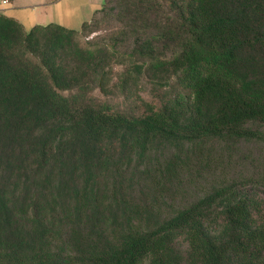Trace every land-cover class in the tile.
<instances>
[{
  "label": "trees",
  "instance_id": "obj_1",
  "mask_svg": "<svg viewBox=\"0 0 264 264\" xmlns=\"http://www.w3.org/2000/svg\"><path fill=\"white\" fill-rule=\"evenodd\" d=\"M246 142L264 0H103L78 29L0 12V264H264Z\"/></svg>",
  "mask_w": 264,
  "mask_h": 264
},
{
  "label": "crops",
  "instance_id": "obj_2",
  "mask_svg": "<svg viewBox=\"0 0 264 264\" xmlns=\"http://www.w3.org/2000/svg\"><path fill=\"white\" fill-rule=\"evenodd\" d=\"M10 1H6L4 4L1 3V5L9 3L8 7H5L6 13H3L4 15L15 18L20 22L22 27L24 26L23 23L26 24L28 27H23L25 30L35 24L31 23L35 22L32 16L33 11L29 7L32 4H25L16 0ZM102 1L103 0H53L42 4L51 8L50 12L53 14V22L68 28L78 29L81 22L88 20L92 12L101 6ZM29 15H31V22L27 20Z\"/></svg>",
  "mask_w": 264,
  "mask_h": 264
},
{
  "label": "rangeland",
  "instance_id": "obj_3",
  "mask_svg": "<svg viewBox=\"0 0 264 264\" xmlns=\"http://www.w3.org/2000/svg\"><path fill=\"white\" fill-rule=\"evenodd\" d=\"M1 1L2 0H0V12L6 13L5 7L7 8L9 3L5 5H1ZM6 1L9 2L10 0H5V3ZM16 1L25 3V4H32L29 7L33 11L32 16L34 17L35 22H31V15H29L27 19V20H30L31 23L46 24L48 22H53L52 21L53 14L52 12H50L51 8L46 7L44 4H42V3H46L48 1H53V0H16ZM10 4H11V1H10ZM23 25H24L23 27L25 28L28 27L24 23ZM92 34L93 33L88 34L87 37H85L84 39L89 38ZM142 87L143 89L141 90V92H143L142 93V96H143L144 93L148 91V87L146 86V84H142ZM233 157L235 160H237L236 165L245 175L255 176L260 171L264 172V148L256 142L242 143L240 145V150ZM202 183L204 184L205 182L203 181Z\"/></svg>",
  "mask_w": 264,
  "mask_h": 264
},
{
  "label": "built area",
  "instance_id": "obj_4",
  "mask_svg": "<svg viewBox=\"0 0 264 264\" xmlns=\"http://www.w3.org/2000/svg\"><path fill=\"white\" fill-rule=\"evenodd\" d=\"M1 3H5V0H2Z\"/></svg>",
  "mask_w": 264,
  "mask_h": 264
}]
</instances>
